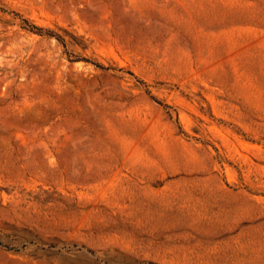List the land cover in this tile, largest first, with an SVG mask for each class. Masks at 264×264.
Returning <instances> with one entry per match:
<instances>
[{
  "label": "rangeland",
  "instance_id": "obj_1",
  "mask_svg": "<svg viewBox=\"0 0 264 264\" xmlns=\"http://www.w3.org/2000/svg\"><path fill=\"white\" fill-rule=\"evenodd\" d=\"M0 264H264V0H0Z\"/></svg>",
  "mask_w": 264,
  "mask_h": 264
}]
</instances>
